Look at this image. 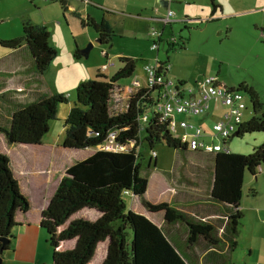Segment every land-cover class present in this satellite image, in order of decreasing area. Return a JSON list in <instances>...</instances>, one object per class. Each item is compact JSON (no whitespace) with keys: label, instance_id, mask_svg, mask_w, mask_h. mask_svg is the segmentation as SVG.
<instances>
[{"label":"trees","instance_id":"16d2710c","mask_svg":"<svg viewBox=\"0 0 264 264\" xmlns=\"http://www.w3.org/2000/svg\"><path fill=\"white\" fill-rule=\"evenodd\" d=\"M53 1H59L67 9V0ZM211 2L216 12L221 5L218 0ZM82 23L92 26L103 43L112 41L117 35L106 18L89 22L83 19ZM50 36L48 27L25 21L20 37L3 39L1 44L12 49L26 41L38 70L43 73L58 53L50 43ZM186 43L185 40L170 42V46L185 48ZM76 56L81 57L79 49ZM119 60L122 67L111 76L99 72L96 78L78 85L76 105L66 118L63 145L76 149L99 147L110 140L111 133L116 132L115 141L128 145L129 149H100L68 168L42 214L41 226L53 247L51 264H190L160 226L146 215L129 209L125 201V194L132 191L150 211H164L168 222H185L189 227L191 245L200 236L207 240L209 246H217L221 242L219 229L214 224L198 219L170 202L154 203L145 198L149 179L142 175L143 143L148 142L153 151L158 142L181 150L187 146L156 111L161 86H142L131 95L126 110L119 113L111 111L117 83L132 77L137 67L136 60L131 57H120ZM167 64L170 65L169 59L162 62L163 66ZM164 70L165 76L170 78V68L159 69L160 72ZM237 89L250 95L253 116L241 124L240 133L235 135L264 131V97L246 83H241ZM64 102H68L64 94L41 97L17 109L11 126H0V131L6 134L11 144H39L49 132L51 121L57 118L60 103ZM146 114L149 118L144 121ZM232 137L223 142L228 143ZM262 167L264 142L250 154L230 150L229 153L218 151L215 155L211 195L215 201L231 208L226 228L232 249L238 245L239 224L245 216L240 209L245 173L248 170L257 175ZM30 207V200L13 172L9 155L0 151L1 255L15 246L14 229L20 224L17 213L27 212ZM3 238H8L9 243L4 244Z\"/></svg>","mask_w":264,"mask_h":264},{"label":"crops","instance_id":"0c3cea01","mask_svg":"<svg viewBox=\"0 0 264 264\" xmlns=\"http://www.w3.org/2000/svg\"><path fill=\"white\" fill-rule=\"evenodd\" d=\"M51 1L53 0H20L19 2L25 5L24 10L20 12V18L22 17V27L25 21H31L34 24L46 26L48 28L51 27V29H49L51 32L50 43L58 51L55 63L52 65L56 68L54 72H56L57 75L53 73V67H50L53 70L48 69L43 73L38 70L31 48L26 41H23L19 47L12 49L5 46L3 47L1 44L0 126L2 127L9 128L11 126L13 114L20 107L34 102L41 97L56 93H62L68 97L67 94L69 93L68 91H70L71 85L77 87L80 83L90 80V78L95 77V75L97 76L99 72L111 76L122 67L120 60L114 61L109 57V51L104 52V60L97 59L96 62H91V65H87L86 67L82 65L83 55H87L88 58L90 56V47H94V44L100 43L102 45L108 44L110 48H113L115 44L114 39L116 38L115 37L108 43H103L98 32L92 26L82 23L83 19L89 22L91 19L100 21L106 18L113 26L116 34L118 33V27L115 24L116 22H113V19L118 16L117 14L122 15L123 21L126 19V14L142 22H144V20H149L150 22L159 21L162 26H156L154 29L152 28L162 34L161 36H155L153 40L151 39L152 49L154 41H158L159 43V47L153 49V51L157 52L156 60L151 64L154 65L156 63L168 61L165 59L160 60L158 57L161 50L160 43L164 40L165 28L167 25L176 21H189L193 19L189 16L193 14L187 9H183L184 16L179 17L173 6L181 3H193L191 6H195L198 3V1L189 0H67L68 5L65 10L59 1ZM256 2L257 0H233L230 1V5L232 6L233 4V6H238L240 8L237 15L239 13H245L247 15L255 14V16H258L256 13L259 11L260 5L256 4ZM218 3L222 4L224 7L222 8L221 5L216 12L220 10L221 13H225L224 9L226 5L220 1ZM148 9L152 14L148 13ZM169 9L174 10L175 14L174 17H172V22L165 23L164 18L167 16ZM5 13L6 12L0 13V17H4ZM147 13L149 16H147ZM209 13L211 16H216L213 7L210 9ZM230 15H233V13H230ZM207 17L210 18V16H205V18ZM262 21V18H256L253 21L254 27L257 28L258 23ZM56 31L58 37L54 35ZM152 31L150 32L151 35ZM261 31L264 35V29H261ZM21 35L22 34L19 36H9L11 38L7 39L18 38ZM86 42L89 43V48L82 50ZM64 43H67V45L62 47ZM66 49L67 52L64 53ZM77 49L81 51V57L76 56ZM61 50L63 54H61ZM115 55L118 59H120V57H131L136 60L135 55L123 50L116 52ZM168 59L170 60L169 56ZM110 62H112L113 65L105 67V65ZM62 64H64L63 67L61 66ZM112 68H116L114 72L111 71ZM211 76H216L218 81L224 84L219 80V75ZM204 78L202 76H200V78L197 77L194 83L189 85H197V83L201 82ZM137 79L142 85L146 84L147 66L146 76ZM135 80L136 79L127 83L126 80L121 79L113 91L112 99L123 98V100L121 99L122 101H119V104L126 103L127 101L126 109L129 106L131 95L136 90L133 86ZM179 81L188 84L185 80L180 79ZM241 83H246L251 86L244 81ZM227 86L229 85L227 84ZM254 90L257 91L255 88ZM214 103L217 107L212 112ZM227 108L228 107L223 104L220 98L214 97L210 101L209 108L203 114L199 115L205 120L206 118L213 117L214 114L216 117L213 123L210 124L205 121L203 125L199 126L210 129L212 125L223 117ZM248 112L250 111L245 113V121L250 119L246 118ZM51 129L52 127L50 125L49 132L43 137L42 142L39 144H11L6 134L0 131V151L9 155L13 172L19 180L22 191L29 198L31 203L29 211H19L16 215L17 221L20 224L14 229V234L16 235L14 241L15 246L3 255V264H49L51 262L53 247L47 241V234L41 226L43 211L48 206L68 168L78 161L88 158L97 150L102 149L100 146L82 149L67 148L63 145L64 141L61 143L52 141L49 135ZM178 131L183 132L184 130L182 127H179ZM175 150L183 151V153L191 152L192 155L195 156L206 155L209 158V163L199 164L201 168H198L197 172L194 173L192 171V166L189 164L191 160L186 158V162H181L175 166L174 171L178 175V180L175 181V183L172 182L170 172L165 171L166 174L163 173L164 177L161 179L162 184L160 186L162 188L159 191L160 195L154 193V188L157 187L155 180L149 179L145 198L154 203L164 201L170 202L178 209L198 219L214 224L219 229L218 235L221 238V242L217 246H209L207 240L200 236L194 244H189V227L185 222H168L165 219L164 211H150L143 204L139 196L135 195L132 191H128L125 196L131 194L133 200H135L133 205L135 203L139 205V207L135 208L132 206L131 209L145 214L160 226L170 242L179 249L190 264L234 263L232 261V252L238 247L239 240L238 237H236L238 245L232 249L228 240L230 233L226 228L231 208L224 203L215 201L211 195L215 180V155L217 153L192 151L188 147L185 150L176 148ZM230 150L234 152L231 147ZM60 153H63L62 157L66 159L62 163L57 162V155ZM156 153L157 155L151 158L149 165L151 166L152 160L154 159L153 171H156L158 168L159 154L157 151ZM184 182H188L193 188H189L190 190L183 189L185 188ZM240 209L243 211L241 205ZM223 226L225 230L221 228Z\"/></svg>","mask_w":264,"mask_h":264},{"label":"rangeland","instance_id":"374dc122","mask_svg":"<svg viewBox=\"0 0 264 264\" xmlns=\"http://www.w3.org/2000/svg\"><path fill=\"white\" fill-rule=\"evenodd\" d=\"M19 1L20 0L0 1V13L6 12L4 17H0V46L1 39H7L11 38L9 36H19L22 34V17L20 18V12L24 10L25 5ZM189 1H198V3L195 6H191L193 3H181L174 5L173 8L179 17L184 16L183 9L189 10L191 14H193L189 16L193 19L189 21H176L172 24H168L165 28L164 40L160 43L161 50L158 57L160 60H168V56L170 57V77L177 82L180 79L185 80L189 85L193 84L197 77L200 78V76H202L204 78L206 76L219 75V80L229 86L238 88L241 82H247L264 97V35L261 31V29H264V0H257L256 2V4L260 5V9L256 13L258 16H255V14L247 15L245 13H239L237 15L240 8L238 6H233V4L232 6L230 5V1L233 0H218V2L224 3L226 8L224 9L225 13H221L220 10L215 12L216 16H211L209 13L210 9L213 7L211 0ZM223 7L222 5V8ZM148 13L152 14L149 9ZM148 13L147 16H149ZM230 13H233V15H230ZM117 15L118 16L113 19V22H116L115 24L118 27V35L114 39L115 44L113 48H110L108 44H94V47H90L89 58L87 55H83L82 65L86 67L87 65H91V62H96L97 59L104 60L105 51H109V57L114 61L119 60L115 55L116 52L121 50L131 52L136 58L137 71L134 76L123 79L129 83L134 79L146 76V66L155 62L157 52L153 51L151 41V39H155V36H152L150 32L154 27L162 26V24L157 20L151 22L149 20H144V22H142L139 19L132 18L129 14H126V19L123 21L122 15ZM205 16H210V18H205ZM259 17L262 18L263 21L258 23V27L256 28L254 27L253 21ZM49 29H51V27H49ZM54 35L57 36V31ZM173 38L177 39L178 42L185 40L187 42L186 47L179 48L170 46L171 41L168 39ZM66 45L67 43H64L62 47ZM83 48L82 50L89 48V43L86 42ZM60 52L63 54L62 50ZM66 52L67 49L64 53ZM54 63L55 59L46 70H51L52 68L50 67H53V73L57 75V73L54 72L56 68L52 66ZM61 66L63 67L64 64ZM115 69L116 68H112L111 71L114 72ZM96 77L95 75V77L92 78L94 79ZM74 86L71 85L70 91H68V102L60 103L57 118L51 121L52 129L49 135L52 141H56V143L64 141L66 136V118L77 102L78 86ZM243 92L246 101L251 106L250 95L245 91ZM121 99L123 100V98ZM121 99H112L111 111L113 113H119L126 109L127 101L126 103L119 104V101H122ZM216 107L217 105L214 103L212 112ZM252 116L253 114L251 112L246 114V118H251ZM215 117L216 116L213 114V117L204 120L202 119L203 117L200 116L190 118L184 115L178 116V119L181 120L186 118L198 125H203L205 121L212 124ZM180 134L181 131L175 133L176 136ZM263 142L264 131H259L245 133L242 136H234L232 140L229 141V145L232 151L238 154H250ZM134 144L135 143H133L132 146H134ZM141 149H143L144 153V157L141 160L142 175L148 179L155 180L157 187L154 188V193L156 195H160L159 191L162 188L160 186L162 184L161 179H163V173H165V171L170 172L172 182L175 183V181L178 180V175L174 171L176 164L186 162V158H188L191 160L189 164L192 166V171L195 173L198 168H201L199 164L209 163V158L206 155L195 156L192 155L191 152L183 153V151L169 147L165 142H158L154 147V150L159 154L158 168L156 171H153L154 159L152 160L151 166H149L151 158L154 157L153 150L150 148L148 142H144ZM62 156L63 153L57 155V162L62 163L66 160L63 159ZM187 183H183L185 184V188L183 189H192L193 186ZM243 192L241 206L245 216L241 219L239 224V245L235 251L232 252V261L235 264H264L263 167L259 169L257 175H253L248 170L246 171ZM125 201L129 209H131L132 206L134 208L139 207L136 203L133 205L135 200H133L131 194L125 196ZM221 228L225 230L224 226ZM52 260L53 256L51 262ZM51 262L49 264H51Z\"/></svg>","mask_w":264,"mask_h":264},{"label":"built area","instance_id":"2783aa9c","mask_svg":"<svg viewBox=\"0 0 264 264\" xmlns=\"http://www.w3.org/2000/svg\"><path fill=\"white\" fill-rule=\"evenodd\" d=\"M174 10L169 9L167 16L164 18L165 23L172 22ZM152 35L161 36L162 34L156 30L152 31ZM169 41L177 43L178 40L173 38ZM159 47L158 41H154L153 49ZM113 65L112 62L107 63L105 67ZM166 66V67H165ZM162 63L147 66L146 84L142 85L138 79L134 81L135 89L142 86L153 87L161 86V97L155 105L156 111L161 115V119L168 121L170 130L173 133L178 132V128L182 127L183 132L178 137L184 145L192 151H202L206 153H217L218 151L230 152L228 143L223 140L235 135L245 122V113L252 108L246 101L245 94L242 90L232 88L221 84L216 76L205 77L197 85L182 84L179 81H174L172 78H167L164 72H160L161 67L170 68L167 64ZM218 97L223 104L228 108L224 112L223 117L218 120L210 129H205L187 119H178V116L194 117L203 114L210 105V101ZM149 116H144V121H147ZM117 133H111V138L108 142L101 145L102 149L107 150H127L128 145L119 144L115 141ZM157 153L154 150L153 156Z\"/></svg>","mask_w":264,"mask_h":264},{"label":"water","instance_id":"95a60500","mask_svg":"<svg viewBox=\"0 0 264 264\" xmlns=\"http://www.w3.org/2000/svg\"><path fill=\"white\" fill-rule=\"evenodd\" d=\"M239 133H240V131L237 132V134H239ZM2 241L4 242V244L9 243V239L8 238H3ZM2 263H3V255L0 254V264H2Z\"/></svg>","mask_w":264,"mask_h":264}]
</instances>
